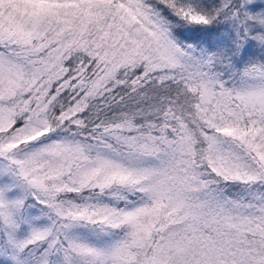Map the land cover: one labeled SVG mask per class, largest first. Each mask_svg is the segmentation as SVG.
<instances>
[{"label": "snow or ice", "instance_id": "6c2138e0", "mask_svg": "<svg viewBox=\"0 0 264 264\" xmlns=\"http://www.w3.org/2000/svg\"><path fill=\"white\" fill-rule=\"evenodd\" d=\"M0 264H264V0H0Z\"/></svg>", "mask_w": 264, "mask_h": 264}]
</instances>
